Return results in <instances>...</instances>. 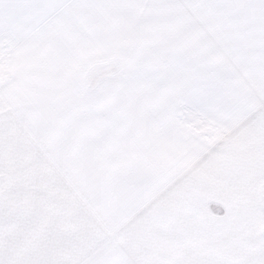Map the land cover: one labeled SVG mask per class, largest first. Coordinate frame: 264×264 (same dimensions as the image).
<instances>
[{
    "label": "snow or ice",
    "instance_id": "snow-or-ice-1",
    "mask_svg": "<svg viewBox=\"0 0 264 264\" xmlns=\"http://www.w3.org/2000/svg\"><path fill=\"white\" fill-rule=\"evenodd\" d=\"M0 264H264V0H0Z\"/></svg>",
    "mask_w": 264,
    "mask_h": 264
}]
</instances>
